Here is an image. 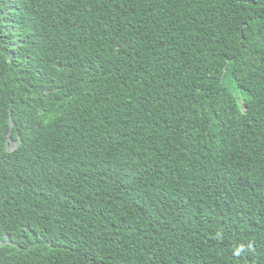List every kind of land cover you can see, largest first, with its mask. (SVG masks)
I'll return each mask as SVG.
<instances>
[{"label":"trees","instance_id":"1","mask_svg":"<svg viewBox=\"0 0 264 264\" xmlns=\"http://www.w3.org/2000/svg\"><path fill=\"white\" fill-rule=\"evenodd\" d=\"M8 99L0 264H264V0H0Z\"/></svg>","mask_w":264,"mask_h":264},{"label":"clouds","instance_id":"2","mask_svg":"<svg viewBox=\"0 0 264 264\" xmlns=\"http://www.w3.org/2000/svg\"><path fill=\"white\" fill-rule=\"evenodd\" d=\"M69 27L74 31L72 25L68 22ZM82 34L84 32H76ZM9 64H17L22 60L21 55H15V49L11 48L3 51ZM54 78V77H53ZM55 79V85L63 88L66 80L63 76ZM29 119L31 130L34 132L33 119L27 114L24 104L16 99H8L0 104V145H3L8 151L14 150L20 144L19 139L14 138L15 120L21 122ZM30 162V155L27 157ZM14 168L13 170H15ZM3 178L9 179V176L0 169Z\"/></svg>","mask_w":264,"mask_h":264}]
</instances>
